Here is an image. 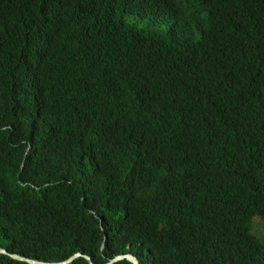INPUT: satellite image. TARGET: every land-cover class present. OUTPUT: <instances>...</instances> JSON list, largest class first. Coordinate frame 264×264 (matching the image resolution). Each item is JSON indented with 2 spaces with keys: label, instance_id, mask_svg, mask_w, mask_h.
Masks as SVG:
<instances>
[{
  "label": "trees",
  "instance_id": "16d2710c",
  "mask_svg": "<svg viewBox=\"0 0 264 264\" xmlns=\"http://www.w3.org/2000/svg\"><path fill=\"white\" fill-rule=\"evenodd\" d=\"M258 223L264 0H0V264H264Z\"/></svg>",
  "mask_w": 264,
  "mask_h": 264
},
{
  "label": "water",
  "instance_id": "95a60500",
  "mask_svg": "<svg viewBox=\"0 0 264 264\" xmlns=\"http://www.w3.org/2000/svg\"><path fill=\"white\" fill-rule=\"evenodd\" d=\"M0 253L1 254H7V252L4 249H0ZM11 258L15 259V260H20V261H25L28 262L29 264H72L76 259L78 258H85L90 264H94L92 259L89 256L83 255L81 253H77L74 256H72L71 258H69L66 261L63 262H57V263H47V262H39L36 260H31V259H27L24 258L22 256L19 255H10ZM122 260H127L129 261L131 264H140V262L138 261V259L135 256L132 255H118L116 257H114L113 259L109 260L108 263L106 264H115L116 262L122 261Z\"/></svg>",
  "mask_w": 264,
  "mask_h": 264
},
{
  "label": "rangeland",
  "instance_id": "374dc122",
  "mask_svg": "<svg viewBox=\"0 0 264 264\" xmlns=\"http://www.w3.org/2000/svg\"><path fill=\"white\" fill-rule=\"evenodd\" d=\"M256 224H257V222H256ZM258 228H259L260 232H262V233L264 232V228H263L261 223H258Z\"/></svg>",
  "mask_w": 264,
  "mask_h": 264
}]
</instances>
